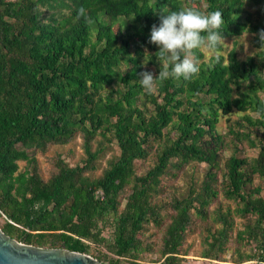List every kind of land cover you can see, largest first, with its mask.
I'll return each mask as SVG.
<instances>
[{"label": "trees", "instance_id": "1", "mask_svg": "<svg viewBox=\"0 0 264 264\" xmlns=\"http://www.w3.org/2000/svg\"><path fill=\"white\" fill-rule=\"evenodd\" d=\"M250 4L255 12L248 9ZM80 7L86 10L84 17L78 16ZM188 7L219 10L224 38L254 33L261 47L264 0H0V210L11 220L3 227L7 234L39 247L89 253L96 243L120 258L135 256L144 225L160 223L162 217L153 203L161 176L170 166L189 161L218 167L221 136L216 127L221 113L251 110L258 116L246 114L237 122L239 128L247 122L248 132L232 128L231 133L237 140L241 134L248 137L258 153L252 159L232 155L227 160L225 193L244 202L241 212L256 216V225L246 232L259 241L261 252L242 256L240 262L264 261V196L261 187L246 192L255 174L264 178V47L243 60L233 48L227 59L220 54V62L212 66L202 61L198 76L188 81H157L162 101L139 84L144 62L158 75L166 60L149 42L160 11ZM197 55L204 57L202 50ZM142 97L144 107L139 104ZM147 100L154 110L147 108ZM169 126L178 131L176 138L166 139ZM78 132L89 155L85 165L60 161L59 171L48 181L36 168L19 172V161H34L28 148L45 150L49 144L69 142ZM99 133L105 138L111 133L120 154L102 177L91 178L85 172L95 168L98 152L92 151L91 141ZM163 139L157 163L137 178L115 216L109 241L104 227L108 215L118 213L135 161L146 157L153 141ZM211 193L206 181L203 192L175 201L162 250L165 259L159 264H188L179 252L191 210L203 214ZM228 232L226 224L213 233L204 258L223 260L219 253L225 252Z\"/></svg>", "mask_w": 264, "mask_h": 264}, {"label": "rangeland", "instance_id": "2", "mask_svg": "<svg viewBox=\"0 0 264 264\" xmlns=\"http://www.w3.org/2000/svg\"><path fill=\"white\" fill-rule=\"evenodd\" d=\"M248 9L255 12L256 7L250 4ZM117 28L118 25L116 26ZM255 38L256 35L254 33H244L238 37L225 38L226 45L219 51V54L227 59L229 52L233 48H236L239 58L242 60L249 56H255L262 50V48L256 46ZM201 50L204 53V57L200 62H209L211 52L206 49ZM164 62L166 63V60ZM144 67L155 75V67L153 65L145 64ZM153 92L157 94L159 101H162L156 84ZM260 96L264 100V92H261ZM200 97L203 101H208V98L203 96V94H200ZM144 101L145 98L142 97V101L139 102L141 107H144L142 105ZM146 103L150 111L156 107L150 100H147ZM246 114H250L253 117L258 116L257 113L251 110L242 112L234 109L228 114L221 113L216 127V134L221 136V139L218 141V167L211 166L207 162L189 161L185 162L182 166H170L161 176L153 198V203L160 207L162 217L160 223L149 221L144 225V228L138 234L140 245L139 249L133 253L135 256L120 258L109 250L105 244L100 245L96 243L91 244V250L88 254L97 258L102 264H112L116 259L120 260V264H159V262L165 259L162 250L164 248L167 229L175 214L173 204L177 200L192 195L195 196L203 192L206 181H210L212 192L215 193H211L209 204L205 207L203 214L198 213L196 208L191 210L190 223L184 232L183 243L179 252L182 262L188 264L207 263L202 261L201 258H204L205 252L209 251L213 233L222 229L226 224L229 226V232L227 240L224 242L225 252L219 253L221 255L220 258L229 262H240V258L242 256L245 257L247 254L257 256L261 252V249L257 245L259 241L248 237V233L246 232L256 225V216L254 214L246 215L241 212V209L244 207V202L239 199L230 198L225 193L229 181L226 169L227 160L232 155L252 159L258 153V148L251 145L248 137L241 134V140H237L231 133L232 128L239 132H248L247 122L244 121V126L240 128L237 124L238 121H242V118ZM165 132L166 139L168 136L176 138L178 135V131L172 129L171 126ZM205 138L210 139L211 135L207 134ZM164 144V139L162 141H153L147 147L148 152L146 157L135 161V174L121 192V204L118 213L108 215L109 221L104 227L103 235L109 241L114 236L116 226L115 216H118L124 208L137 178L147 175V172L157 163L158 155ZM91 149L93 152H98V157L94 161L95 168L87 170L85 174L91 178H99L110 167L112 161L117 159L120 154V149L117 140L113 139L111 133H109L107 138L101 133L97 134L91 141ZM27 151L34 161H19V172L26 170L33 172L34 168H36L38 174L44 181L50 180L59 171L58 163L60 161L70 166H83L89 160V155L85 148V138L82 132H78L69 142L49 144L45 150L28 148ZM210 173L213 174V178L211 179L209 178ZM257 187H261L262 193L260 195L264 196V178L259 176V174L253 176V182L247 186L246 192L253 194V190ZM100 194L101 192H99ZM0 212V228L3 229L6 223L11 220L3 210H0ZM221 216H225L227 222H224ZM14 238L19 242L25 243L17 236ZM44 248L51 247L44 246Z\"/></svg>", "mask_w": 264, "mask_h": 264}, {"label": "clouds", "instance_id": "3", "mask_svg": "<svg viewBox=\"0 0 264 264\" xmlns=\"http://www.w3.org/2000/svg\"><path fill=\"white\" fill-rule=\"evenodd\" d=\"M85 15L86 10L80 7L78 16ZM223 23L219 10L201 11L188 7L160 11L159 24L152 26L149 42L158 46L160 57L166 58V63L158 75L148 70L140 72L139 84L147 93H152L157 81L193 79L201 71L197 55L201 49L211 52L209 66L213 61L219 63V50L226 45L224 31L221 30ZM260 41L261 47H264V29L260 32Z\"/></svg>", "mask_w": 264, "mask_h": 264}, {"label": "water", "instance_id": "4", "mask_svg": "<svg viewBox=\"0 0 264 264\" xmlns=\"http://www.w3.org/2000/svg\"><path fill=\"white\" fill-rule=\"evenodd\" d=\"M0 264H102L88 253L19 242L0 228Z\"/></svg>", "mask_w": 264, "mask_h": 264}, {"label": "built area", "instance_id": "5", "mask_svg": "<svg viewBox=\"0 0 264 264\" xmlns=\"http://www.w3.org/2000/svg\"><path fill=\"white\" fill-rule=\"evenodd\" d=\"M201 259L202 261L207 262L205 264H264V261L260 259L247 260L243 262H229L226 260L208 259V258H201Z\"/></svg>", "mask_w": 264, "mask_h": 264}]
</instances>
